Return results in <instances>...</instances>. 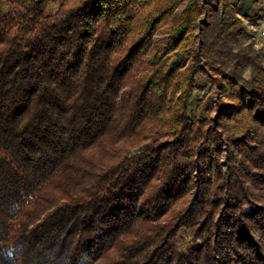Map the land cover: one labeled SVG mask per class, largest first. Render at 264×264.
Returning a JSON list of instances; mask_svg holds the SVG:
<instances>
[{
  "label": "trees",
  "instance_id": "1",
  "mask_svg": "<svg viewBox=\"0 0 264 264\" xmlns=\"http://www.w3.org/2000/svg\"><path fill=\"white\" fill-rule=\"evenodd\" d=\"M213 1L0 0V264H264L259 0Z\"/></svg>",
  "mask_w": 264,
  "mask_h": 264
},
{
  "label": "rangeland",
  "instance_id": "2",
  "mask_svg": "<svg viewBox=\"0 0 264 264\" xmlns=\"http://www.w3.org/2000/svg\"><path fill=\"white\" fill-rule=\"evenodd\" d=\"M237 6H242L244 3H246V0H232ZM217 0L213 1V4L216 5ZM57 7V5H53L52 6V10H55ZM182 6H180L177 9V12L180 11ZM241 20L243 22L244 25H246L248 22H252L255 21L257 19L260 20V22L264 21V0H259L256 4L251 5L248 10H247V15L243 16L240 15ZM201 22H203L204 24L207 23L206 21V17L203 16L201 18ZM255 25V24H254ZM166 26L167 25H163L159 28V30H157V32L154 35V39L155 41L160 40L161 38H163L165 36V31H166ZM250 28L251 25L249 24ZM195 34L197 35V44L199 45L201 42V38L198 35V30L195 31ZM254 48L258 49V54H259V59L262 63V65L264 66V40H262L261 38H259L256 34H254ZM244 41V46L246 47L248 42H252L251 38L249 39H243ZM240 72H242V74L246 75L247 74V68L246 69H241ZM196 81L199 84V88L195 89L191 95L190 98V102H189V113L192 114L194 111V108L196 106V104L200 101V100H205V99H216L219 95V93L216 91V89L212 86L211 81L209 80V78L203 74V73H199L196 76ZM216 115L212 114V118H213V122H216Z\"/></svg>",
  "mask_w": 264,
  "mask_h": 264
},
{
  "label": "built area",
  "instance_id": "3",
  "mask_svg": "<svg viewBox=\"0 0 264 264\" xmlns=\"http://www.w3.org/2000/svg\"><path fill=\"white\" fill-rule=\"evenodd\" d=\"M251 29L254 30L256 33V35L261 38L262 40H264V21L259 22L256 25H251Z\"/></svg>",
  "mask_w": 264,
  "mask_h": 264
}]
</instances>
